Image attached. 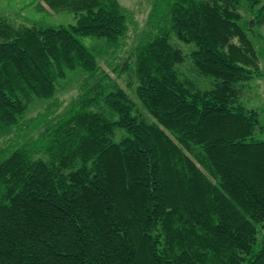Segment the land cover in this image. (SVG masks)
I'll return each mask as SVG.
<instances>
[{"label": "trees", "instance_id": "1", "mask_svg": "<svg viewBox=\"0 0 264 264\" xmlns=\"http://www.w3.org/2000/svg\"><path fill=\"white\" fill-rule=\"evenodd\" d=\"M244 0H158L156 34L113 71L133 75L146 116L99 65L83 39L120 47L129 22L119 0H42L72 13L64 26L0 19V124L51 101L68 72L80 96L35 139L0 153V264H264L261 116L238 84L259 71L247 30L264 24V0L245 30ZM39 10L44 5L38 6ZM189 55L201 90L183 78ZM47 115H45V120ZM126 136L117 142L116 132Z\"/></svg>", "mask_w": 264, "mask_h": 264}, {"label": "rangeland", "instance_id": "2", "mask_svg": "<svg viewBox=\"0 0 264 264\" xmlns=\"http://www.w3.org/2000/svg\"><path fill=\"white\" fill-rule=\"evenodd\" d=\"M119 1L129 22V31L121 42L120 47H111L105 41L94 38H86L82 41L95 57L99 58L101 56L99 59L100 67L126 90L140 111L148 116L136 97L137 82L135 77L131 75L128 78L126 74L119 77L113 69L122 66L126 61H130L132 53L143 36L157 33V30L151 23V15L158 0ZM40 4L44 5V9L46 10H39L38 6ZM259 8L256 7L252 11L246 0L243 1L240 12L242 15L241 25L245 30L248 29V24L254 20ZM0 19L10 22L15 27L33 25L68 27L75 22L72 13L53 12L43 4L42 0H0ZM251 29L247 30V32L258 52L260 71L250 80L238 84L237 87L240 89L239 103L250 110L260 113L263 130H258L257 134L258 138L264 139V24L257 25L254 23ZM173 43L188 57L186 62L178 67L182 77L193 80L201 90L212 89L214 79L199 76L189 58L195 46L185 44L175 37L173 38ZM84 77L85 75L81 70L68 72L67 78L58 82V92L54 100H35L22 122L43 116V118L38 119L40 121L38 128L33 127L21 132L18 128H5L0 124V153L11 147L23 145L31 139H35L44 130L45 125L58 119L79 98L81 93L80 86ZM45 115H47L46 120ZM125 136V131H117L115 140L120 142ZM258 230L259 242L255 245V250H258L259 243L264 238V231L259 226Z\"/></svg>", "mask_w": 264, "mask_h": 264}]
</instances>
